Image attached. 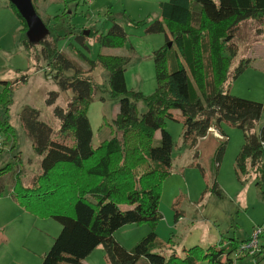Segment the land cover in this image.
Returning <instances> with one entry per match:
<instances>
[{"label":"trees","instance_id":"trees-1","mask_svg":"<svg viewBox=\"0 0 264 264\" xmlns=\"http://www.w3.org/2000/svg\"><path fill=\"white\" fill-rule=\"evenodd\" d=\"M79 1L62 0L64 12L54 20L68 15L66 5ZM8 5L20 21V44L34 62L35 72L42 70L39 63L43 62L48 70L44 71L45 76L59 91L72 92L65 108H53V116L59 122L57 138L39 120L35 110L26 108L20 115L32 147L40 156L39 172L28 186H23L16 177L12 197L23 211L50 218L61 227L41 264H83L98 247L103 248L107 264H138L140 260L147 264H198L200 261L232 264L231 256L238 247L233 240L219 248L209 247L205 252L193 247L179 257L172 242L162 244L154 233L161 219L158 210L161 185L172 161V138L164 123L174 120L172 112L179 111L183 143L192 148L210 130H218L221 123L241 130L244 141L235 159L236 179L243 184L251 178L259 195L264 197V125L255 132L263 106L229 93L231 83L251 65V60L244 58L232 69L238 56L235 43L238 28L247 21L255 22L256 34L264 37V0L161 3L159 19L151 21L146 29L147 33H163L166 42L152 54L156 88L149 96L127 89L124 72L129 58L98 55L96 61H91L79 55L88 66L83 72L58 49L61 36L48 26L49 20L43 21L48 34L39 43L30 44L25 36V22ZM83 32L75 37L79 45L85 38H92L101 48L116 49L126 41L123 28L115 23L104 35L92 30ZM99 67L108 74L110 95L119 102L110 138L93 147L86 110L99 90L91 77ZM27 79L28 75L22 73L15 83ZM0 84L3 87L1 117L7 114L13 83ZM49 95L47 104L52 105L57 94ZM137 102L144 104L143 114L138 113ZM156 133L160 136L157 146L154 145ZM0 134L5 140L13 141L12 127L1 118ZM223 152L221 144L215 154L217 165ZM9 171V165L0 167V178ZM211 192L222 198L215 182ZM121 206L127 209L122 210ZM175 216L177 221L178 214ZM130 224H148L152 230L131 250H126L114 240L113 234Z\"/></svg>","mask_w":264,"mask_h":264},{"label":"rangeland","instance_id":"rangeland-1","mask_svg":"<svg viewBox=\"0 0 264 264\" xmlns=\"http://www.w3.org/2000/svg\"><path fill=\"white\" fill-rule=\"evenodd\" d=\"M33 2L40 19L49 20L48 26L61 36L58 49L77 68L83 72L88 69L79 55L91 61H96L98 55L126 57L130 60L124 72L127 89L144 96L154 92L156 82L152 54L164 47L166 42L163 33H147L146 29L151 21L159 19V5L168 0H90L89 3L80 0L78 4L66 5L68 15L58 21L54 17L64 12L65 3L62 0ZM114 23L120 25L126 35V41L120 48H101L92 38L84 37L82 45L75 40L78 33L85 30L104 35ZM133 23L144 24L134 27L131 25ZM257 28V23L252 21L238 28L235 39L238 56L232 69L246 57L250 60L253 58V61L231 83L229 92L233 96L262 104L263 111L255 132L264 125V50H258L261 44L264 45V37L256 34ZM20 29V21L7 0H0V82L13 83L7 114L0 118L9 123L14 134L13 141L5 140L4 135L0 134V167H10V171L0 178V264H41L43 255L51 248L61 227L50 218H39L23 211L12 197L16 177L23 186H28L39 172L40 156L32 147L20 115L23 109L35 110L39 120L47 124L54 138H57L59 122L53 116V108H65L72 92L59 91L58 86L45 76L44 71L48 70L43 62L39 63L42 70L35 72L34 62L20 44ZM22 73L28 75V79L15 83ZM91 77L99 90L89 104L86 116L93 134L92 145L96 147L110 138L119 99L110 95L108 74L103 69L96 68ZM2 88L0 84V92ZM51 92L56 93L57 97L54 104L48 105ZM136 105L138 113L143 114L144 104L137 102ZM172 114L174 120H165L164 123L165 130L172 138L173 148L171 167L161 185L158 207L161 219L154 227L159 242H172L176 254L181 257L184 250L193 247L205 252L209 247L219 248L230 240L240 245L251 237L255 229L261 228L259 244L264 247V197L259 195L251 178L240 184L234 172L235 159L244 141L241 130L221 123L218 130H210L192 148L183 143L180 112L173 111ZM159 138V133H156L155 146ZM221 144L224 145V152L217 165L215 154ZM213 182L221 191L222 198L211 192ZM121 209L126 210L127 207L121 206ZM176 214L177 218L180 215L177 221ZM151 230L148 224L125 225L113 234V238L123 248L131 250ZM263 250L260 247L257 259L237 257L234 252L232 264H264V258H260L264 255ZM26 255L31 259H26ZM83 264H107L103 248H96ZM138 264L147 263L140 260ZM198 264L207 262L200 261Z\"/></svg>","mask_w":264,"mask_h":264},{"label":"water","instance_id":"water-1","mask_svg":"<svg viewBox=\"0 0 264 264\" xmlns=\"http://www.w3.org/2000/svg\"><path fill=\"white\" fill-rule=\"evenodd\" d=\"M18 12L26 25L25 36L30 44L39 43L47 34L48 30L43 21L37 15L31 0H7ZM86 34V32H83ZM171 43L168 44V47Z\"/></svg>","mask_w":264,"mask_h":264},{"label":"built area","instance_id":"built-area-1","mask_svg":"<svg viewBox=\"0 0 264 264\" xmlns=\"http://www.w3.org/2000/svg\"><path fill=\"white\" fill-rule=\"evenodd\" d=\"M88 3L90 0H87ZM261 228H257L253 231L251 237L243 242L242 244L238 245L237 249L235 250L236 256H249L254 258L260 252V244H259V237L261 234Z\"/></svg>","mask_w":264,"mask_h":264},{"label":"crops","instance_id":"crops-1","mask_svg":"<svg viewBox=\"0 0 264 264\" xmlns=\"http://www.w3.org/2000/svg\"><path fill=\"white\" fill-rule=\"evenodd\" d=\"M260 44H261V43H260ZM260 46H261V47H259L258 50L263 51V50H264V45L261 44ZM258 55H259V54H258ZM261 56H262V55H261ZM261 56H260V57H261ZM246 58H247V57H246ZM247 59H248V58H247ZM251 61H253V58H251ZM211 131H214V130H211ZM179 218H180V215H179ZM263 249H264V248H263ZM263 253H264V250H263ZM25 257H26V259H31V258H28L27 255H26Z\"/></svg>","mask_w":264,"mask_h":264}]
</instances>
